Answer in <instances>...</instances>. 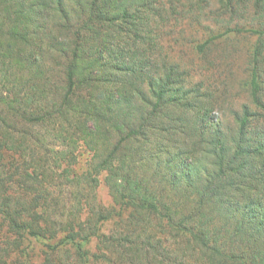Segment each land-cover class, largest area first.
Segmentation results:
<instances>
[{
	"label": "trees",
	"instance_id": "trees-1",
	"mask_svg": "<svg viewBox=\"0 0 264 264\" xmlns=\"http://www.w3.org/2000/svg\"><path fill=\"white\" fill-rule=\"evenodd\" d=\"M163 10L162 0H0V264H264V143L244 139L246 109L231 147L219 126L205 138L210 105L203 99L161 104L169 82L151 75L158 67L151 55ZM249 82L259 105L255 68ZM147 84L156 99L145 116ZM65 120L74 130L61 138L78 135L97 163L72 176L69 164L58 178L93 190L105 171L120 211L97 203L83 213L92 203L86 194L66 205L61 192L48 189L54 173L34 156L27 124ZM153 133L173 138L155 147L162 187L152 184L153 172L140 177L126 163V144L136 141L137 152ZM110 134L118 135L114 143ZM58 153L59 160L77 157L71 149ZM169 193L179 202L166 203ZM107 219L119 236L101 231ZM92 237L97 253L87 249ZM53 238V245L43 241ZM23 239L45 244L43 261H32Z\"/></svg>",
	"mask_w": 264,
	"mask_h": 264
},
{
	"label": "rangeland",
	"instance_id": "rangeland-1",
	"mask_svg": "<svg viewBox=\"0 0 264 264\" xmlns=\"http://www.w3.org/2000/svg\"><path fill=\"white\" fill-rule=\"evenodd\" d=\"M162 2L165 7L162 12L167 19L159 24L158 28H155L153 36H155L158 47L151 55L153 63L158 66L151 75L157 79V83L160 78L169 82L166 85L167 92L161 104L169 103L168 100L172 97L177 99H174L175 105H187L196 99H203L210 105L204 120L207 122V126L204 127L205 138L212 127L219 126L225 130L226 144L231 147L236 144L234 137L238 138L239 134L238 120L243 110L246 109L249 112V122L244 128V139L247 143H264V0H162ZM252 30L262 33H255ZM213 36L216 38L203 48L199 47L205 40ZM170 67L175 70L171 71L170 77L166 78ZM254 68L256 69V81L260 86L259 105L253 100L250 91L249 81ZM140 85H138L139 88ZM141 88V93L144 94L147 101V105L143 104L146 116L147 112L151 111V103L156 98L153 91L150 90L149 84L142 85ZM162 111L163 109L158 111L157 115H160L158 113L162 114ZM73 124L74 121L66 120L27 124L30 128L28 136L33 140L32 145L35 146L34 156L37 159H46L47 171L54 173L48 189L52 195L61 192L64 196L63 204L66 205H72L76 201L77 194L80 196L86 194L92 203L90 206L85 204L83 213H91L86 210L89 207L96 209L97 203L102 209H108L112 213L120 211V204L113 201L104 183L105 171L99 175L100 183L93 190L85 186L82 180L78 185H74L68 184L64 177L58 178V173L69 164L72 176L75 173H85L89 168L93 169V165L97 163V158H93L94 152L78 135H74V137L77 136V141L74 139L73 142H69L67 138H61V135L73 132ZM61 126L68 132L62 130ZM87 127H90V123H87ZM57 134L60 137L56 138ZM149 137L145 147L143 146V149L137 152H134L136 141L132 140L126 144V146L129 145L126 151V163L130 162L136 167V174L140 177L149 176L153 172L152 184L162 187L157 182L159 176L155 174L157 172L155 147L160 139L165 144L173 145V138L167 133L163 138L154 133ZM117 138L118 135L110 134L112 143ZM199 138L197 137V139ZM100 148L104 149L105 146L100 144ZM64 149H71L77 157L73 158L68 153L64 159L59 160L60 153L58 151ZM126 149H122L121 152L124 153ZM10 154L12 153L10 152ZM137 154L144 162L137 158ZM58 161H61V166H58ZM159 174L161 175L160 172ZM5 184H9V182H5ZM168 186L163 187L166 193L172 191ZM169 195L164 198L166 203L173 205L171 200L179 202L171 193ZM83 199H86L85 196ZM188 204L191 205L190 202L186 203V208L190 207ZM214 219L218 222L216 215ZM0 230V235L6 234L4 228ZM117 230L113 219H107L101 227L103 233H114L115 237L120 235ZM12 238L13 236H11ZM57 239H44L43 241L53 245ZM21 242L22 245L27 246L30 255H32V261L36 263L43 261L46 249L43 242L34 239L31 241L23 239ZM87 249L97 253V238H91ZM57 254L62 256L66 255V252H57ZM67 262L76 264L77 260L68 258Z\"/></svg>",
	"mask_w": 264,
	"mask_h": 264
}]
</instances>
